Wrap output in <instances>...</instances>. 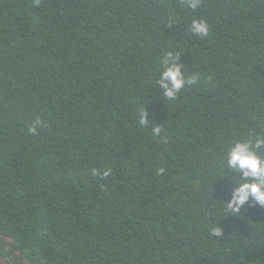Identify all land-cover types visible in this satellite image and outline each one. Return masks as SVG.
Segmentation results:
<instances>
[{"label": "trees", "instance_id": "obj_1", "mask_svg": "<svg viewBox=\"0 0 264 264\" xmlns=\"http://www.w3.org/2000/svg\"><path fill=\"white\" fill-rule=\"evenodd\" d=\"M190 2L0 0L12 264H264V206H230L228 165L238 141L264 158V0ZM173 62L196 82L169 98Z\"/></svg>", "mask_w": 264, "mask_h": 264}, {"label": "clouds", "instance_id": "obj_2", "mask_svg": "<svg viewBox=\"0 0 264 264\" xmlns=\"http://www.w3.org/2000/svg\"><path fill=\"white\" fill-rule=\"evenodd\" d=\"M197 4L198 0L190 2V6L193 8L197 7ZM191 30L205 36L208 34V25L205 22L193 21ZM195 82V78L186 81L182 67L173 62L161 73L159 84L165 90L164 94L167 97L174 98L186 83ZM141 123H146V119L142 118ZM29 131L35 133L37 129L33 126ZM261 147H264V136L258 135L255 139V148L260 149ZM228 165L236 169L238 174H242L245 181L239 183V186L234 190L230 206H235L238 210L250 199L264 206V158L253 150L251 140L238 141L232 146L228 156Z\"/></svg>", "mask_w": 264, "mask_h": 264}, {"label": "water", "instance_id": "obj_3", "mask_svg": "<svg viewBox=\"0 0 264 264\" xmlns=\"http://www.w3.org/2000/svg\"><path fill=\"white\" fill-rule=\"evenodd\" d=\"M0 264H12V263L0 252Z\"/></svg>", "mask_w": 264, "mask_h": 264}]
</instances>
